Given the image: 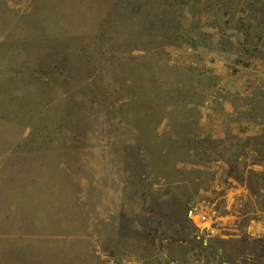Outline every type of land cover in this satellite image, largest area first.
Returning <instances> with one entry per match:
<instances>
[{
    "label": "rangeland",
    "instance_id": "rangeland-1",
    "mask_svg": "<svg viewBox=\"0 0 264 264\" xmlns=\"http://www.w3.org/2000/svg\"><path fill=\"white\" fill-rule=\"evenodd\" d=\"M0 264H264V0H0Z\"/></svg>",
    "mask_w": 264,
    "mask_h": 264
}]
</instances>
